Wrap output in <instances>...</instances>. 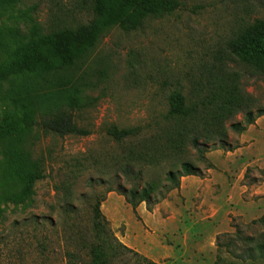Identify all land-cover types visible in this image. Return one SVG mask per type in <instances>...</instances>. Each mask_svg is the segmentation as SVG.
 Here are the masks:
<instances>
[{
  "label": "rangeland",
  "instance_id": "374dc122",
  "mask_svg": "<svg viewBox=\"0 0 264 264\" xmlns=\"http://www.w3.org/2000/svg\"><path fill=\"white\" fill-rule=\"evenodd\" d=\"M177 1L175 13L149 19L141 30L107 31L88 54L83 66L93 87L87 95L97 102L74 117L89 135H39L29 147L42 158L44 179L24 204L0 200V264H67L68 254L86 262L77 236L89 228L90 207L102 196L100 211L113 236L154 264H252L251 253L254 264H264V116L239 134L230 127L244 126L238 114L225 124L221 141L200 140L201 152L188 147L174 161L138 165L139 188H157L149 205L133 212L116 191L117 184L131 186L115 172L126 143H115L106 129L142 128V136L151 137L167 113L169 95L193 100L195 83L213 65L238 75L253 113L264 110L262 77L230 59L226 48L237 29L264 19V0ZM27 11L44 33L91 20L89 0H21L2 13L0 49L13 43L17 31V38L26 33ZM9 90L0 84V125L22 112ZM181 163L199 176L182 178L179 189L167 192L166 174L179 172ZM1 189L8 188L0 173ZM137 259L128 255L119 264Z\"/></svg>",
  "mask_w": 264,
  "mask_h": 264
},
{
  "label": "trees",
  "instance_id": "16d2710c",
  "mask_svg": "<svg viewBox=\"0 0 264 264\" xmlns=\"http://www.w3.org/2000/svg\"><path fill=\"white\" fill-rule=\"evenodd\" d=\"M20 1L0 0V19L6 6ZM179 8L177 0H89L91 20L88 23L75 28H55L47 33L27 11L26 33L17 38V31L13 43L0 49L4 58L0 62V84L9 85V99L22 108L18 117L13 116L0 125L1 181L8 188L1 189L4 192L0 200L21 205L35 196L36 184L44 179V163L42 158L33 156L29 147L39 135L59 138L89 135L77 125L74 113L97 102L87 95L93 82L83 65L102 36L111 29L123 33L141 30L147 20L170 16ZM226 48L230 59L252 69L264 81V19L237 29ZM193 90V100H187L180 92L169 95L162 124L149 138L142 136L145 130L142 128L110 126L106 129L107 136L115 143H126L115 172L131 186L125 190L117 184L116 191L133 212L142 203L149 205L157 190L155 185L149 184L140 189L135 183L138 176L134 170L138 165L174 161L188 147L201 152L200 140L221 141L225 137V124L238 114H243L244 126L233 124L230 127L239 134L264 116L262 109L252 112V99L241 88L238 75L227 70L226 65L207 69ZM198 176L192 165L181 163L179 172L166 174L167 192L179 189L182 178ZM111 192L110 189L107 193ZM104 199L105 196L95 198L90 207L89 228L78 232L77 244L81 243L80 247L87 251L88 260L83 263L78 255L68 254L67 264H119L126 262L128 255L138 258L135 264H154L113 236L100 211ZM251 254L249 258L254 262Z\"/></svg>",
  "mask_w": 264,
  "mask_h": 264
}]
</instances>
